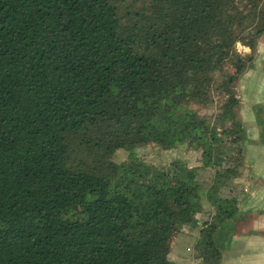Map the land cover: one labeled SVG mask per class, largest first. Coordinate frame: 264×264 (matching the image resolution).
Segmentation results:
<instances>
[{
  "label": "trees",
  "instance_id": "1",
  "mask_svg": "<svg viewBox=\"0 0 264 264\" xmlns=\"http://www.w3.org/2000/svg\"><path fill=\"white\" fill-rule=\"evenodd\" d=\"M263 37L264 0H0V264H171L204 201L197 258L221 264L247 142L234 88ZM145 145L200 151L209 185L179 160L111 161Z\"/></svg>",
  "mask_w": 264,
  "mask_h": 264
},
{
  "label": "crops",
  "instance_id": "2",
  "mask_svg": "<svg viewBox=\"0 0 264 264\" xmlns=\"http://www.w3.org/2000/svg\"><path fill=\"white\" fill-rule=\"evenodd\" d=\"M234 92L239 100L237 118L244 124L247 142L241 176L228 188V194L238 201L240 227L238 234L222 249L221 264H264V143L260 141L264 129V37ZM255 106L262 107L260 125L256 121Z\"/></svg>",
  "mask_w": 264,
  "mask_h": 264
},
{
  "label": "rangeland",
  "instance_id": "3",
  "mask_svg": "<svg viewBox=\"0 0 264 264\" xmlns=\"http://www.w3.org/2000/svg\"><path fill=\"white\" fill-rule=\"evenodd\" d=\"M237 49L240 53H245L244 48L239 46ZM221 102L222 98L215 97L213 104L203 109L200 113L207 118H211L218 112V107ZM131 156L138 157L143 162L158 168L166 167L170 162L179 160L190 168H197V179L202 189H205L211 181L212 170L201 166L200 151L190 148L187 145H181L171 150H161L154 145L137 147L132 152L117 150L112 155L111 161L121 163ZM228 188L223 190L224 195H229ZM202 204V209L196 216V225L178 227L177 232L172 237L168 254V260L171 264H200V260L197 258L198 251L196 246L199 238V230L203 222L208 220L211 215L209 204L205 201Z\"/></svg>",
  "mask_w": 264,
  "mask_h": 264
}]
</instances>
